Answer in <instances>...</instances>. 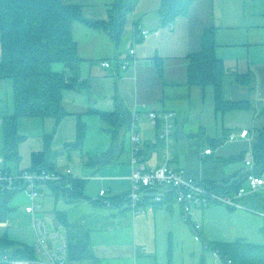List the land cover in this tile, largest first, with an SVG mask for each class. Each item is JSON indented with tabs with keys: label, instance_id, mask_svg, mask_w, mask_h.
<instances>
[{
	"label": "rangeland",
	"instance_id": "rangeland-1",
	"mask_svg": "<svg viewBox=\"0 0 264 264\" xmlns=\"http://www.w3.org/2000/svg\"><path fill=\"white\" fill-rule=\"evenodd\" d=\"M62 1L79 3L86 8V11L90 7L99 8L105 7V4H125L127 2V0ZM162 2L163 0H137L133 11L127 15L126 26L118 41L101 30L75 24L74 36L78 43L79 54L91 57L81 64L79 72L81 78L89 83L92 82V73H96V71L102 73L101 68L98 69L97 66H100L103 58H110L114 60V63L128 60L127 55L132 43L131 33L135 27L134 20L138 23L141 21V28L150 32V35L142 43L137 42L134 49L136 52L139 47V52L144 54L145 58L140 60L135 67L132 60L128 61L132 68L130 69L131 82L118 79L125 102L132 110L136 108L137 131L141 138L143 135L153 136L155 140L159 141L158 145L164 147L163 140L159 135L156 136L159 131L152 120L148 119L147 113L151 112L155 106H159V103L166 105V102H173L176 99L181 102L183 113L189 115V120L185 122L184 127L180 124L172 125L171 142L176 139V133L181 128L185 132H198L199 128H204L207 134L218 133V136L221 137L224 128L230 127L235 131V127H245L249 128L253 134L254 127L251 122L252 120L256 121V108L261 101H264V0H209L207 4L209 14L207 22L208 28H210L207 33L212 34L214 38L215 55L222 56L226 60L227 70H225L223 80V98L249 100L250 102L249 109L227 111L225 114H220L215 110V93L212 85H206L203 93L200 92L199 86H191L194 87L191 97H186L182 74L178 71L175 74L168 73L171 70V57L178 56L177 47L189 44L195 46V51L200 50L205 31L199 29L197 14L200 4L198 6L192 4L187 14L179 15L173 21L163 23L160 17ZM203 5L205 4L203 3ZM220 24L221 27H219ZM199 34H202L201 37ZM156 54L164 62L162 76H159L155 68L154 56ZM142 55H140L141 58ZM169 56L171 57L167 58ZM63 69L61 63L52 65L54 71ZM229 69L240 70L246 74V78L240 82L235 81L234 77L230 75ZM120 77L123 78L122 73ZM169 80L180 82L179 86L174 87L176 91L180 92L179 95L169 93L171 89ZM100 81L102 82V80ZM162 81L167 82L170 87L167 86L163 89L164 98L161 101ZM99 83L98 81L97 88L93 90V93L90 91L92 94H87L79 89L62 90V102L65 104V108H77L76 111L81 114V120L85 124V134L79 148L69 151L64 149L65 144L76 141V118L74 115L64 116L58 124L53 118L19 117L17 132L21 140L17 145L18 159H5L3 157L4 132L0 122V170L10 169L11 175L15 176L18 170L29 168L31 153L37 151L36 149L41 151L43 135L53 132L50 147L51 160L57 168L69 169L73 176L86 179L85 193L87 196L92 199L98 198L100 190H109L111 195L129 193L132 183L122 175L123 169L132 171L130 163L126 161L128 156L130 157L131 150L129 132H126L124 137L122 162L107 163L95 171L94 169L97 168L86 165L89 158L101 156L111 146V137L103 130L105 125L99 114L87 112L89 109L112 111L114 108L113 100L110 97L103 98L101 96ZM13 106L12 82L10 79H1L0 120L4 115L13 113ZM156 114L160 115V113ZM114 180L118 181L114 182ZM49 191V189H44L43 193L47 192L48 196H40L41 213L42 211L45 213H43L44 217L39 218L43 219L48 228L52 230L54 227L49 214L54 210L55 198L53 199ZM20 195H27L29 199L28 192L22 191L13 196L12 203L15 204ZM16 205L18 207H14V210L9 213L3 227L9 239L33 245L31 214L25 211L22 203L17 202ZM173 207V212L163 208L166 214H159L155 228H153L155 226L153 220L145 221L144 219L139 223L136 236L134 235V243L131 240L133 248L136 246L139 253L143 249L144 255H139L142 258L138 259V264H152V260L150 261L146 257L148 254L153 255L155 264H199L201 258L205 259L206 264H221L220 259L206 248L205 242L220 243L243 238L247 242L264 246L263 211L252 212L241 207L229 209L225 204L217 202L205 205L203 209L199 205H194L191 208V212L194 214L193 222L200 224L197 233H194L190 224L184 220L180 211L181 207L178 204H174ZM64 208L62 203L56 204V209ZM39 213V209H36L37 217ZM102 225H104L103 220H98L95 229L97 228L100 232H95L90 242L92 250L101 254L99 262L94 264H129L125 257L119 258L118 254L122 249L128 248V238L130 237L124 231L118 232L119 234L112 231L103 233ZM57 230L64 233L65 228L63 225H59ZM104 254H108V256Z\"/></svg>",
	"mask_w": 264,
	"mask_h": 264
},
{
	"label": "trees",
	"instance_id": "trees-1",
	"mask_svg": "<svg viewBox=\"0 0 264 264\" xmlns=\"http://www.w3.org/2000/svg\"><path fill=\"white\" fill-rule=\"evenodd\" d=\"M137 0H127L125 4H105L106 19H92L85 13V7L79 3H69L62 0H0V80L10 79L13 90V113L3 116L1 124L4 132L3 157L18 159L17 145L21 137L17 132L19 117L53 118L58 124L66 115L76 118V141L65 144L66 151L79 148L85 134V124L80 113L69 112L62 102L63 89H79L90 94L88 82L79 79V66L82 57L78 54L77 43L73 37V27L81 24L86 28L98 29L112 39L118 41L121 37L127 15L133 11ZM195 0H163L160 17L163 23L173 21L179 15L187 14ZM137 26V25H136ZM209 32L202 36L201 48L186 56V82L188 86H199L202 90L208 84L212 85L215 93V110L223 113L228 110H240L249 107V101L225 100L222 95L225 67L221 59L214 53V44L208 40ZM54 63L63 64L61 71L52 70ZM117 63V62H116ZM163 59L156 56L155 68L159 75L163 71ZM236 76L235 81L246 78ZM114 110L95 111L105 125L103 128L111 137L109 150L101 156L89 158L86 163L98 170L107 163L122 162L121 153L124 147V137L129 132L132 123V112L123 104L122 99L115 94L113 97ZM160 123V121H158ZM159 126L161 124H158ZM159 126H157L159 128ZM53 132L43 135V150L31 153L30 167L11 175L9 169L2 170L12 177L8 183L0 184V223L7 221L13 211L9 203L13 196L26 191V182L19 178L23 172L47 171L59 173L60 180L48 182L49 189L55 198H61L69 205L88 203L93 208L130 209L128 192L118 196L98 197L91 199L85 195L86 179L72 175H64L51 160L50 147ZM159 142V141H158ZM158 142L154 144L157 148ZM143 153V150H140ZM253 167L243 174H236L222 182H206L216 193L229 196L235 195L243 187L249 175H264V126L257 130L252 143ZM143 160V159H142ZM150 197V196H149ZM148 199V197H147ZM175 202L173 193L154 204L162 206ZM238 202L246 210L264 212V195L256 193L242 197ZM216 202H209L212 204ZM148 204L144 200L138 207ZM229 209H235L230 208ZM98 211V210H97ZM94 211L95 213H98ZM133 211V210H132ZM123 212V210H122ZM101 218L94 213H77L73 218L65 211H55L54 220L65 228L67 242V257L71 261L95 259L90 246L89 235L95 229ZM190 224V223H188ZM191 226V225H190ZM205 246L221 261V264H264V246L237 238L233 241L206 243ZM35 260L33 245L13 241L7 232L0 237V264L9 260ZM171 264V263H169ZM199 264H206L201 258Z\"/></svg>",
	"mask_w": 264,
	"mask_h": 264
},
{
	"label": "crops",
	"instance_id": "crops-1",
	"mask_svg": "<svg viewBox=\"0 0 264 264\" xmlns=\"http://www.w3.org/2000/svg\"><path fill=\"white\" fill-rule=\"evenodd\" d=\"M208 2H209V0H195L193 2L194 6H198L200 4L199 5L200 10H199V13L197 14V16L199 18V29H202V31L205 30L204 33L210 29V28H208V22H207V18H209V14L207 12ZM203 3L205 5H203ZM85 13L88 17H90L92 19H103L104 20L107 17L106 8L104 6H101L99 8L90 7L87 11L85 10ZM134 25L142 27L141 21H140V23H138V22H136V20H134ZM221 26L222 25L220 24L219 27H221ZM170 27H172V26H170ZM74 28L75 27H73V37H74L75 42L77 43V40L74 36ZM252 31H253V29H252ZM132 32H133V30H132ZM204 33H203V35H204ZM104 34H106V33L104 32ZM131 34H132V37H131L132 43L130 44V48H132V47L134 48V45L137 42L142 43V41L145 40V38H143V39H140L136 42H133V33H131ZM149 35H150V32L148 33L147 37H149ZM199 35L201 37L202 34H199ZM248 38H249V35H248ZM208 40H209V42H212V43L214 42V38H213L212 34L210 35V33L208 36ZM77 48H78V43H77ZM200 48H201V46H200ZM138 49H139V47H137L136 52H135V55H136L135 57H137L136 58L137 59L136 64L139 63L140 60L145 58L144 54L142 55ZM193 52H197V51H195V46H191L189 44L188 45L183 44V45H180L179 47H177L178 56L167 57V58L171 57V59H172L171 66H170L171 70L168 73L175 74L178 71L182 74V78H183L182 83L186 89V91L184 92V95H186V97H191V94L193 92L192 88H194V87L188 86L187 82H186V67H187L186 56L190 53H193ZM214 53L216 54L215 50H214ZM78 54H79V48H78ZM79 55H80V57H82V61H81L80 66H79V72H80L82 62L84 60L87 61L91 57L88 58L87 55H84V56H82L81 54H79ZM140 55H142V58ZM156 56H158V55L156 54L154 57H156ZM215 56L222 60L224 67L226 69L225 58H223L222 56H220V57H218L217 55H215ZM127 57H128V55H127ZM105 60L110 61L112 63L111 67L104 68L101 65L99 67L97 66L98 69L101 68L102 73H100L99 71H96L97 74L95 72L94 73L91 72L92 73L91 74V76H92L91 81L92 82L88 83V85H87L88 88H90V91L93 93V90H95L97 88L96 85H98V81H99L100 82L99 83V90L102 93L101 96L103 98H105V96H106V98L110 97L113 100L114 95L117 94L122 99L123 104L131 112L134 111L137 114V111L135 110L136 108H134V110H132V108H130L128 106V104L125 102V98L123 97V94L121 92V89H120V86L118 83L120 80H122L124 82H131L132 81V73L130 70L132 68L130 66H128L126 69L123 70V69L119 68V63H120L119 61H116L118 63H114V60H111L110 58H103L101 61H105ZM166 62H168V61H166ZM164 70H165V64H164ZM229 70H230V75L232 77H234L233 79H235L236 76L244 75V73H242L240 70H236V69H229ZM121 73H122L123 78L120 77ZM164 74H165V71H164L163 75ZM79 79L87 82V80H84L81 78L80 73H79ZM118 79H119V81H118ZM100 80H102V82ZM233 82H234V80H233ZM169 83L171 86L169 93L172 95H175V94L179 95L180 92L176 91V88H174V87L179 86L180 82H174L173 80L172 81L169 80ZM161 84H162V93H161L162 95H161L160 100L162 101L164 98L163 89L167 88V86H169V84L165 81H162ZM200 90H201L200 92L203 93L204 89L202 90L200 88ZM224 99L225 100H235V99H229V98L228 99L224 98ZM235 101H237V100H235ZM242 101H249V100H242ZM263 102L264 101H261L260 102L261 105L259 104L256 108L257 109L256 121L252 120V122H251L253 127H254L253 128V134L251 133L249 128H245V127H240V128L235 127L234 128L235 131H233L230 127L224 128L223 135L221 137L218 136V133H216L214 135L207 134V132L204 130V128H199L198 132L197 131L185 132V131H183V128H181V130H179V132L176 133V139L172 140V142L170 141V144H172V146L169 147V150L171 153V158L169 161L170 168L173 170H176V171H181L182 175L186 179H191V180H195V181H206V182H222L226 179H230L231 177H233L236 174H243L247 170L252 169V167H253L252 143L255 139L257 130L264 126V104H263ZM113 103H114V101H113ZM114 108H115V106H114ZM114 108H113V110H114ZM249 108H250V102H249V107L246 109H249ZM67 109L69 112L79 113L76 111L77 108H72V109L67 108ZM240 110H245V109H240ZM228 111H232V110H228ZM151 112H155L158 114L159 113L160 114H163V113L171 114L172 125L173 124L174 125L180 124L182 127H184L186 125L185 122H187L189 120V115L187 116V114L183 113V109L181 107V102L178 99H176V101H173V102L172 101H170L168 103L166 102V105H165V103L164 104L159 103V106H155L151 110ZM225 112H227V111H225ZM225 112H223V113L218 112V113L225 114ZM137 119H138V115H137ZM137 119H136V132L138 133L139 138L141 139L140 145H141V149L143 150V153H140V156L143 159L142 161L146 165H148L149 167H158L163 162L162 150L165 147V142L162 139L163 143H164V147H161L158 145L157 148H155L154 144H156L158 141L155 140V138L153 136L147 137V136L143 135V138H141L139 132L137 131ZM223 120H224V118H223ZM0 122H1V120H0ZM152 123L155 124V127L159 126L158 124L162 125L161 121H160V123H158V121H156V122L152 121ZM161 125L159 126V128L157 127V129L159 131V133H157V135H156L157 137H158V135L160 137ZM244 129L248 130V135L245 138H240L239 132L241 130H244ZM129 133H130V128H129ZM232 134L235 135L234 139H230V135H232ZM170 139H171V137H170ZM43 147H44V144H43ZM206 149H211V153L205 154L204 151ZM36 150L37 151H35V152L40 151L39 149H36ZM123 150H124V147H123ZM129 155H130V152H129ZM126 161H128L130 163V157L129 156H128ZM57 169L60 171H65V170H62L59 168H57ZM9 171H10V169H9ZM18 171H20V170H18ZM130 173L131 172H129L127 169H123L122 175H123V177H127V181H129V182L131 181L130 180ZM10 174H11V172H10ZM116 181H118V180H114V182H116ZM243 188H245V189L248 188L247 181L243 185ZM45 190H47V189H45ZM156 190L157 189L146 190L145 196L149 197V196L153 195L156 192ZM84 192H85V189H84ZM49 193H51V191H49ZM123 193H121V194H123ZM42 195L48 196V193L42 192L40 194V196H42ZM85 195L87 196L86 193H85ZM118 195H120V194L111 195L109 193V190H106L104 197H108V196L111 197V196H118ZM40 196L36 199L35 204H36V209L37 210L39 209V211H40V213L38 214L39 215L38 217H41V216L44 217L43 213H45V212L42 211V213H41L42 206H41V202L39 201V199L41 198ZM51 196L53 197V199L55 198V196L52 193H51ZM248 196H252V194L247 195L246 197H248ZM87 197H89V196H87ZM98 197H99V195H98ZM29 199H28L27 195H25V196L20 195L18 197L17 202L22 203L24 206V209H25V206L28 205ZM12 202L13 201H10L9 207H11L14 210V207H18V205H16L17 202L15 204ZM57 203H62L65 208L64 209H56ZM174 204H176V203L175 202H173V203L168 202V203H166L162 206H159V207H154V205H153L149 209L148 208L144 209L143 206H140V207H137L136 211H132L130 209H124V208H120V209L116 208V209L110 210V209H103V208H98V207L93 208L88 203H81V204H78L75 206L69 205L66 202H64L63 200H61V198H55L54 199V210L49 215H51L52 224H54V223H56V221L54 220L55 211H60V212L65 211L70 215L71 218H73V216H75L77 213H94V214L99 213V217L101 218V220H103V224H104V225H102V228H101V229H103L102 230L103 233L105 231H112V232H116V234H119L118 232L124 231L125 234L130 237V238H128V243H129L128 248L126 250H124V249L121 250V253L118 254L119 258L125 257V260L127 259L126 261H128L129 264H138L139 263L138 259L141 257L139 255H142V256L144 255L143 249L139 253L136 246H134V248H133L134 235L136 236L139 223L141 221H143L144 219H145V221L153 220L155 223V226H153V228H155L157 226V217L159 216V214H161V213L166 214L165 213L166 211H164L163 208H167L168 210H172L171 212H173ZM208 205H210V204H207V206ZM204 206L205 205H202L199 207L201 209H203ZM36 209H35V212H36ZM160 209H162V210H160ZM122 210H123V212H122ZM94 211H97L98 213H95ZM157 211H159V212L156 214ZM180 211H181V209H180ZM203 212H202V215L204 216ZM35 215L37 216V214H35ZM203 216H202V218H203ZM139 217H142V218L137 219ZM193 218H194V214L192 217V221H193ZM5 223H0V237L6 232V230L3 227V224L5 225ZM58 227H59V224L57 223V228ZM95 232H100V231L94 230V231L90 232V235H89V241L90 242H91V239H92L93 235L95 234ZM62 234L65 235V231ZM131 240L133 241V243H131ZM33 241H34V239H33ZM32 244H33V242H32ZM90 245H91V243H90ZM91 249H92V247H91ZM92 253H93L95 259H89V260H83V261H71L69 259H66L64 264H94L95 262L98 263L99 259H101V254H99L93 250H92ZM104 255L108 256V254H104ZM146 257L150 261L152 260V264H155V261L153 262V260L155 259L153 257V255L148 254V255H146ZM37 259L42 260L41 257H37Z\"/></svg>",
	"mask_w": 264,
	"mask_h": 264
},
{
	"label": "built area",
	"instance_id": "built-area-1",
	"mask_svg": "<svg viewBox=\"0 0 264 264\" xmlns=\"http://www.w3.org/2000/svg\"><path fill=\"white\" fill-rule=\"evenodd\" d=\"M148 31L142 29L140 26L133 27V42L148 36ZM129 60L133 61L135 66L136 57L135 49L132 47L128 52V60L119 63L120 69H126L130 64ZM110 61H101L100 65L104 68L111 67ZM132 123L130 125V164L131 176L130 180L132 188L128 193V206L136 211L138 205L144 200H148V204L144 209L151 208L154 204L162 202L167 194L173 193L175 196V203L181 207V213L184 220L190 223L194 233L200 228V224L192 221L193 213L191 208L194 205H207L209 202L223 203L230 208H243L238 202V199L250 194L264 195V176L249 175L246 179L248 188L241 187L238 192L233 195H225L216 193L210 189L203 181H195L186 179L181 171H176L170 168L169 161L171 153L169 150L170 135L172 129L171 114L163 113L157 115L155 112H149L148 118L153 122L161 121L160 138L164 140L165 147L162 150L163 162L158 167H149L146 165L140 156V138L136 132V112H132ZM248 135V130L244 129L239 132L240 138H245ZM235 135H230V139H234ZM205 154L211 153V149H206ZM64 175H71V171L66 169ZM19 178L23 179L26 184V191L29 194L30 202L25 206V211L31 214V228L33 230L34 241L33 247L37 257L42 260H26L14 259L9 260L6 264H64L67 257V242L65 235L58 232L57 228L50 230L46 222L35 215L36 199L42 192L39 189L46 188V184L50 181L55 182L60 180L59 173H51L47 171L40 172H23ZM4 181L10 183L12 177L4 174L0 170V184ZM150 189H157L150 197L145 196V191ZM105 191L100 190L99 197H104ZM148 197V199H147ZM264 218V214H263Z\"/></svg>",
	"mask_w": 264,
	"mask_h": 264
},
{
	"label": "water",
	"instance_id": "water-1",
	"mask_svg": "<svg viewBox=\"0 0 264 264\" xmlns=\"http://www.w3.org/2000/svg\"><path fill=\"white\" fill-rule=\"evenodd\" d=\"M53 227L57 228V223H54V224H53Z\"/></svg>",
	"mask_w": 264,
	"mask_h": 264
}]
</instances>
